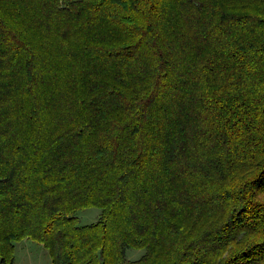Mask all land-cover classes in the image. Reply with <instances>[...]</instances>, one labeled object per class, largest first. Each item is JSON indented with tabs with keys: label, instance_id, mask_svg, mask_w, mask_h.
Masks as SVG:
<instances>
[{
	"label": "trees",
	"instance_id": "obj_1",
	"mask_svg": "<svg viewBox=\"0 0 264 264\" xmlns=\"http://www.w3.org/2000/svg\"><path fill=\"white\" fill-rule=\"evenodd\" d=\"M24 238L264 264V0H0V264Z\"/></svg>",
	"mask_w": 264,
	"mask_h": 264
},
{
	"label": "rangeland",
	"instance_id": "obj_2",
	"mask_svg": "<svg viewBox=\"0 0 264 264\" xmlns=\"http://www.w3.org/2000/svg\"><path fill=\"white\" fill-rule=\"evenodd\" d=\"M101 209L89 207L78 212L80 224L95 222ZM145 252L143 248H127L126 257L129 260L140 258ZM14 264H52L49 250L41 243L30 238H24L15 244Z\"/></svg>",
	"mask_w": 264,
	"mask_h": 264
}]
</instances>
